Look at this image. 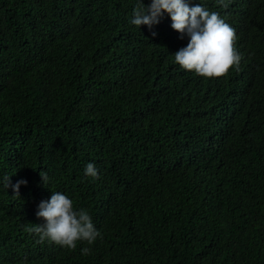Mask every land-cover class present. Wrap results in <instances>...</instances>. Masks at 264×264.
<instances>
[{
  "label": "trees",
  "instance_id": "1",
  "mask_svg": "<svg viewBox=\"0 0 264 264\" xmlns=\"http://www.w3.org/2000/svg\"><path fill=\"white\" fill-rule=\"evenodd\" d=\"M186 2L235 29L238 68H180L189 37L133 25L138 0H0V264H264V0ZM52 192L93 244L26 231Z\"/></svg>",
  "mask_w": 264,
  "mask_h": 264
},
{
  "label": "clouds",
  "instance_id": "2",
  "mask_svg": "<svg viewBox=\"0 0 264 264\" xmlns=\"http://www.w3.org/2000/svg\"><path fill=\"white\" fill-rule=\"evenodd\" d=\"M216 2L225 9L229 6L226 0ZM164 13L170 16L171 28L181 34V39L185 35L189 37L187 46L174 54V63L180 68L205 78H218L233 67L238 68L242 57L235 47V29L218 12H210L200 4L190 7L186 0H151L146 7L138 0L131 23L137 27L147 25L151 30ZM85 175L97 178L98 171L93 163L86 165ZM41 178L45 184L47 174L41 175ZM21 184L26 185L27 181L21 180L11 185L10 178H7V186H11L16 195H19ZM36 216L42 218L44 223L33 224L26 231L38 236L37 243L47 241L75 250L78 241L91 245L101 235L89 213L84 209L74 210L72 200L60 192H52L49 200L40 202ZM89 252L88 247L81 249L84 255Z\"/></svg>",
  "mask_w": 264,
  "mask_h": 264
}]
</instances>
